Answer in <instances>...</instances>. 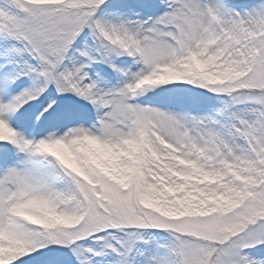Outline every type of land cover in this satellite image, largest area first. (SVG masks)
<instances>
[{
  "label": "snow or ice",
  "instance_id": "snow-or-ice-1",
  "mask_svg": "<svg viewBox=\"0 0 264 264\" xmlns=\"http://www.w3.org/2000/svg\"><path fill=\"white\" fill-rule=\"evenodd\" d=\"M0 264H264V0H0Z\"/></svg>",
  "mask_w": 264,
  "mask_h": 264
}]
</instances>
